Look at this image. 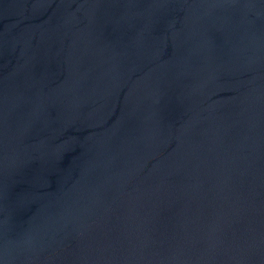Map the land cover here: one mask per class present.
<instances>
[{"label": "water", "instance_id": "95a60500", "mask_svg": "<svg viewBox=\"0 0 264 264\" xmlns=\"http://www.w3.org/2000/svg\"><path fill=\"white\" fill-rule=\"evenodd\" d=\"M0 264H264V0H0Z\"/></svg>", "mask_w": 264, "mask_h": 264}]
</instances>
